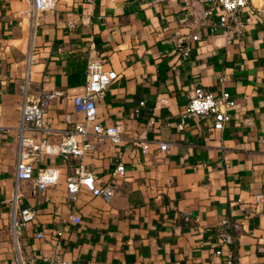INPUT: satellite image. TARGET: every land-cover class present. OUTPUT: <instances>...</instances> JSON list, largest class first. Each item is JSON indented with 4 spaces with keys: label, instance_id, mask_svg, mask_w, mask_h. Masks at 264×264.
Instances as JSON below:
<instances>
[{
    "label": "crops",
    "instance_id": "obj_1",
    "mask_svg": "<svg viewBox=\"0 0 264 264\" xmlns=\"http://www.w3.org/2000/svg\"><path fill=\"white\" fill-rule=\"evenodd\" d=\"M32 3L0 0V264H21V256L48 264L56 254L78 264H226V248L215 251L222 218L240 224V264H264V203L254 202L264 192V22L256 11L264 0H250L231 32L219 23L222 6L209 0H60L55 11L41 13L28 96L62 92L46 110L49 140L71 124L68 113L82 118L73 95L85 88L92 54L119 73L98 109L104 125L123 122L122 139L82 159L98 184L113 182L110 201L85 186L69 193L67 177L79 163L73 157L40 158L37 171L61 170L47 189L35 192L33 179H17ZM197 85L232 93L236 104L223 129L202 115L179 127ZM151 118L159 122L151 125ZM141 137L148 153L135 143ZM160 140H169V148L161 150ZM118 160L126 174L113 177ZM15 191L20 207L37 210L18 243Z\"/></svg>",
    "mask_w": 264,
    "mask_h": 264
},
{
    "label": "built area",
    "instance_id": "obj_2",
    "mask_svg": "<svg viewBox=\"0 0 264 264\" xmlns=\"http://www.w3.org/2000/svg\"><path fill=\"white\" fill-rule=\"evenodd\" d=\"M60 0H33L31 8V28L32 35L29 44L27 57V78L25 80V99L22 108V117L17 125L19 131V146L17 150L16 175L17 179H33L34 191L47 189L51 185L58 183L61 170L57 166H50L36 170V164L45 155H62L73 157L79 160L75 171L67 177V187L70 194L76 193L81 186H85L92 194L100 195L105 200L110 201L113 196V182L98 184L94 171L83 162V156L97 150L99 144L112 142L117 144L121 141L125 130L123 122L117 121L113 125H104L99 119L98 100L105 93L106 89L119 77L115 69L105 67L104 60L97 54H92L87 62V74L84 90L73 95L76 109L82 113V118L73 119L71 113L67 114L71 123L61 129L60 139L51 141L48 135L52 132V127L45 119L47 107L51 101L62 92L58 89H43L38 97L28 96L29 74L33 64L36 62L37 48L34 43L35 31L40 21L41 13L44 11H55ZM93 1V0H89ZM212 4L218 3L224 9L219 15L220 25L228 32L235 29L238 12L247 6L250 0H209ZM257 13L264 22L262 8H257ZM207 12H210L207 11ZM264 30V28H263ZM188 53V48L185 50ZM161 101L167 102L166 98ZM144 100L135 108L138 113ZM236 101L232 93L224 89L220 94L215 93L203 85L194 87L188 102L181 111L179 127L183 128L185 120L189 116H211L213 127L216 130L223 129L232 118V109ZM158 119L151 118L149 123L155 125ZM143 154L150 151V143L144 137L135 141ZM159 148L166 150L171 142L160 140ZM126 174V165L123 160H118L112 170L113 177H120ZM20 194L15 191L13 195V211L11 214V224L15 239L18 243L24 226L37 218V210L29 205H18ZM254 202L264 203V192L255 194ZM73 220L79 222L81 218L73 215ZM240 224L229 218H222L217 225V254L225 253L226 264H240L239 257L235 252V244L238 239ZM61 234V230L58 232ZM38 237L43 236L42 231L37 232ZM21 264H40L35 256H21ZM48 264H78L75 260L65 258L61 255H53L48 259Z\"/></svg>",
    "mask_w": 264,
    "mask_h": 264
},
{
    "label": "water",
    "instance_id": "obj_3",
    "mask_svg": "<svg viewBox=\"0 0 264 264\" xmlns=\"http://www.w3.org/2000/svg\"><path fill=\"white\" fill-rule=\"evenodd\" d=\"M224 31V30H223Z\"/></svg>",
    "mask_w": 264,
    "mask_h": 264
}]
</instances>
